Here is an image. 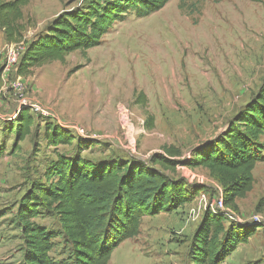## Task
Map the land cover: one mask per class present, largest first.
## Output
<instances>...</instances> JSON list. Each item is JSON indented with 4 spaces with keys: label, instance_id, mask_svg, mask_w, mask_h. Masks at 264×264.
Instances as JSON below:
<instances>
[{
    "label": "rangeland",
    "instance_id": "obj_1",
    "mask_svg": "<svg viewBox=\"0 0 264 264\" xmlns=\"http://www.w3.org/2000/svg\"><path fill=\"white\" fill-rule=\"evenodd\" d=\"M92 1L30 0L21 21L24 41L6 44L0 31V264H23L19 202L33 182H46L57 154L77 153V137L89 144L81 156L94 163L146 161L170 145L187 158L223 132L264 84V0H169L147 17L128 14L100 46L17 77L16 66L7 65L9 47L21 54L59 14ZM140 94L145 106L138 103ZM24 108L31 109L34 127L17 142L12 129ZM147 115L154 118L152 130L145 127ZM46 125L69 132L74 141L48 146ZM176 176L201 188L193 202L145 217L140 234L115 249L108 264L188 263L202 215L221 191L205 169L179 168ZM253 178L252 190L235 201L237 212L229 206L222 211L229 222L248 223L256 232L222 264H264V163ZM34 222L57 228L52 215ZM61 246L55 241L52 251L58 261L65 256Z\"/></svg>",
    "mask_w": 264,
    "mask_h": 264
},
{
    "label": "trees",
    "instance_id": "obj_2",
    "mask_svg": "<svg viewBox=\"0 0 264 264\" xmlns=\"http://www.w3.org/2000/svg\"><path fill=\"white\" fill-rule=\"evenodd\" d=\"M168 1L94 0L84 9L63 12L43 34L26 43L15 74L26 78L49 62H64L70 54L96 48L113 25L128 14L147 17ZM29 2L0 0V31L6 44L24 41L21 21ZM4 68L0 64V88ZM137 100L146 105L143 94ZM30 110L24 108L17 115L12 129L17 142L24 141L34 127ZM145 127L154 128L152 115H147ZM44 130L48 146H70L74 141L59 127L46 125ZM263 138L264 84L223 132L187 158L181 149L170 145L146 161L94 163L81 156L89 144L77 137V153L57 154L45 171L46 182H33L19 202L15 221L22 237L23 264H108L115 249L140 234L145 217L170 213L193 202L201 188L191 189L183 177H177L179 168L207 170L221 191L224 205L237 212L235 201L252 190L253 171L264 163ZM42 214L54 216L57 228L49 230L35 223ZM255 232L248 223L229 222L224 215L208 210L191 242L187 264H222ZM57 240L65 249L61 261L52 256Z\"/></svg>",
    "mask_w": 264,
    "mask_h": 264
},
{
    "label": "built area",
    "instance_id": "obj_3",
    "mask_svg": "<svg viewBox=\"0 0 264 264\" xmlns=\"http://www.w3.org/2000/svg\"><path fill=\"white\" fill-rule=\"evenodd\" d=\"M19 56L20 53L17 52V50L15 49L14 45H12L11 47H9L8 52H7V65L9 66H16L19 60ZM34 108L36 111H39L38 108L36 107H32ZM224 202L223 199L221 197V193L219 195V197L216 200L212 201V204L208 207V210H210L213 213H217V214H222L225 216L226 213H224ZM232 219V217H229ZM235 220V219H234ZM236 221V220H235ZM238 222V221H236ZM241 223V222H238Z\"/></svg>",
    "mask_w": 264,
    "mask_h": 264
},
{
    "label": "crops",
    "instance_id": "obj_4",
    "mask_svg": "<svg viewBox=\"0 0 264 264\" xmlns=\"http://www.w3.org/2000/svg\"><path fill=\"white\" fill-rule=\"evenodd\" d=\"M2 34V33H1ZM260 164V163H259ZM163 213H160L159 215H157V216H155L156 218H159L160 216H163L162 215ZM143 220H145V218L143 219ZM143 222V221H142Z\"/></svg>",
    "mask_w": 264,
    "mask_h": 264
}]
</instances>
